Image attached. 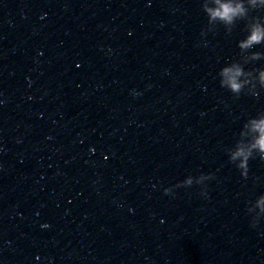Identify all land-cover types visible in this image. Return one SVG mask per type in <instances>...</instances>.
I'll return each instance as SVG.
<instances>
[{"label": "clouds", "instance_id": "obj_1", "mask_svg": "<svg viewBox=\"0 0 264 264\" xmlns=\"http://www.w3.org/2000/svg\"><path fill=\"white\" fill-rule=\"evenodd\" d=\"M264 8V0H204L202 10L209 24L223 25L229 30L238 20L248 16L249 9ZM247 34L237 42V48L241 51L251 49L254 45L264 43V15L253 17L246 25ZM203 34V33H202ZM110 51V50H109ZM261 53L251 52L249 59L261 58ZM218 83L222 89L227 90L233 96H240L248 90L252 97L259 95V90L264 89V68L255 71H246L236 61L226 62L217 72ZM136 94V93H134ZM240 136L244 138L238 141L227 153L228 160L239 170L242 177L247 176L248 162L253 158L264 161V114L249 118L243 125ZM207 175H201L196 182L210 179ZM191 177L186 178L185 184H192ZM254 208L264 213V195H260L254 202ZM257 223H251L255 228ZM47 227V225H42Z\"/></svg>", "mask_w": 264, "mask_h": 264}]
</instances>
